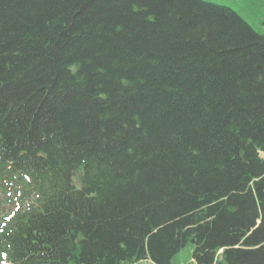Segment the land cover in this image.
<instances>
[{"label": "trees", "instance_id": "16d2710c", "mask_svg": "<svg viewBox=\"0 0 264 264\" xmlns=\"http://www.w3.org/2000/svg\"><path fill=\"white\" fill-rule=\"evenodd\" d=\"M264 35L204 0H0V264H264Z\"/></svg>", "mask_w": 264, "mask_h": 264}, {"label": "rangeland", "instance_id": "374dc122", "mask_svg": "<svg viewBox=\"0 0 264 264\" xmlns=\"http://www.w3.org/2000/svg\"><path fill=\"white\" fill-rule=\"evenodd\" d=\"M205 2L228 7L235 11L257 33L264 35V0H204ZM261 156H263L261 154ZM193 245L188 243L175 258V262L190 264Z\"/></svg>", "mask_w": 264, "mask_h": 264}]
</instances>
